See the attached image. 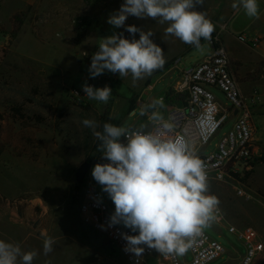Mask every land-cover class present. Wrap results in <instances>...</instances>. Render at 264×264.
I'll return each mask as SVG.
<instances>
[{
    "label": "rangeland",
    "instance_id": "1",
    "mask_svg": "<svg viewBox=\"0 0 264 264\" xmlns=\"http://www.w3.org/2000/svg\"><path fill=\"white\" fill-rule=\"evenodd\" d=\"M15 15L0 24V239L19 244L25 252L37 250L39 255L33 264H125L105 237L79 216L78 195L84 181L92 177L94 166L81 183L76 181V171L84 162L91 164L102 158L96 150L98 141L82 121L94 119L101 125L110 122L125 128H149L156 123L148 119L155 110L148 109L142 115L144 107L163 94L178 71L204 57L210 46L204 42L189 53L175 55V49L153 36V42L164 51L166 63L162 68L135 84L131 74L121 78L119 73L107 70L94 79L96 83H90L82 58L98 51L100 39L119 33V28L107 25L104 30L86 32L82 28L88 24L86 18L74 15L72 43L83 40L72 46L61 30L50 41L45 39L39 29L31 26L36 18L27 14L22 20L25 24L22 22L11 37ZM125 23L146 30L145 19L135 22L128 18ZM135 39H139V33ZM173 67L172 72L161 76ZM85 83L96 88L99 84L111 87L108 102L89 100L83 92ZM150 83L154 89L147 92ZM212 92L226 103L222 93L216 89ZM158 111L165 118V107ZM231 123L224 124L201 149L204 155L214 150ZM208 183L209 194L218 198L226 225L238 229L249 226L264 237V162L232 179ZM98 189L102 191L100 186ZM213 220L203 231L219 242L225 253L208 264H231L230 258L235 253L243 254L244 247L225 225ZM46 237L55 240L47 256L43 254ZM184 256L190 260L188 252ZM263 262L264 252L254 264Z\"/></svg>",
    "mask_w": 264,
    "mask_h": 264
},
{
    "label": "clouds",
    "instance_id": "2",
    "mask_svg": "<svg viewBox=\"0 0 264 264\" xmlns=\"http://www.w3.org/2000/svg\"><path fill=\"white\" fill-rule=\"evenodd\" d=\"M205 0H125L112 13L107 23L114 28H125L132 34L113 33L101 38L98 51L93 53L88 69L90 78L109 71L121 78L131 74L133 84L151 76L166 63L164 51L153 42L151 29L126 25L129 16L151 18L167 24L165 34L185 44L201 46V39L211 40L214 23L204 11H196ZM234 10L243 9L249 18H259L258 0H234ZM139 33V39L135 34ZM83 92L89 100L107 103L111 87L96 88L85 83ZM163 98L154 99L142 110L154 109L148 119L162 125V130H146L117 126L110 122L102 125L94 119L82 124L91 130L98 141L96 150L107 163H97L92 177L102 186L115 205L107 227L123 225L135 235L121 233L126 241L125 251L140 257L147 246L158 253L183 256L196 236L210 226L219 200L209 194L205 162L198 156L194 142L184 133L167 138L174 129L158 109L164 108ZM71 110V109H70ZM111 119V118H110ZM102 229L104 225L100 226ZM55 240L46 237L43 254L53 251ZM37 250L23 251L19 244L0 239V264H33Z\"/></svg>",
    "mask_w": 264,
    "mask_h": 264
},
{
    "label": "built area",
    "instance_id": "3",
    "mask_svg": "<svg viewBox=\"0 0 264 264\" xmlns=\"http://www.w3.org/2000/svg\"><path fill=\"white\" fill-rule=\"evenodd\" d=\"M214 25L212 39L204 40L209 44L210 51L182 71L171 89L174 94L184 95L185 104L168 107L164 120L175 126L167 133V138H172L177 133H184L194 142L198 156L205 162L208 181H223L226 178L232 179L243 171H249L258 163H263L264 152L258 148L254 140L255 128L252 123V109L260 100L259 94L254 91L249 96L241 95L237 82L230 72L228 53L221 40L224 25L215 23ZM237 40L248 44L254 50L261 44V40L247 38L244 34H239ZM261 78L264 79V70L261 72ZM153 89L152 83L146 86L147 92ZM212 89L222 93L227 107L222 106ZM161 97L164 100L165 96L162 95L159 98ZM233 113L235 115L231 128L221 136L214 150L208 155L200 153L199 150L209 144L224 124L229 122ZM130 128L138 129V127ZM146 130L160 131L162 125L156 122ZM107 162L106 159L100 158L91 163L90 167ZM98 186L102 188L93 177L84 181L78 195L79 216L86 225L105 237L108 244L122 256L125 264H208L225 253L222 245L210 238L203 230L201 235L193 239L187 251L190 254V260H186L184 255L179 257L174 254L158 253L147 246H143L145 251L140 257L126 252V241L120 234L138 233H133L122 225L107 227L115 205L107 193L103 190L99 191ZM237 192L241 193V191ZM213 221L220 226L225 225L228 232L235 235L244 247L243 254L235 253L230 258L231 264H254L258 261L264 252V237L257 230L249 226L238 229L226 225L219 207L214 212ZM101 225L105 228L102 229Z\"/></svg>",
    "mask_w": 264,
    "mask_h": 264
},
{
    "label": "crops",
    "instance_id": "4",
    "mask_svg": "<svg viewBox=\"0 0 264 264\" xmlns=\"http://www.w3.org/2000/svg\"><path fill=\"white\" fill-rule=\"evenodd\" d=\"M124 2L125 0H0V24L5 18L9 20L12 15L21 14L24 19L27 14L28 17L36 18L31 22V26L39 29L45 39L50 41L57 30H61L65 34L66 40L73 46L71 40L72 16L78 14L86 18L88 24L82 27L86 32H98L100 29L104 30L107 25L110 26L107 23L108 17L117 11ZM233 2L234 0H205L204 5H197L195 10L204 11L207 18L216 25H224L221 40L228 53L230 72L237 82L241 95L249 96L254 91L259 94L260 100L252 109V123L255 128L254 140L258 148L264 152V79L261 78V72L264 70V0H258L260 6L258 19L246 16L242 8L234 10L231 7ZM128 18L135 22L139 20L132 16ZM145 21L146 30L151 29L154 32L153 36L161 39L165 46L175 49V55L183 52L189 53L194 47L183 43L174 36L166 35L167 24H160L151 18H145ZM239 34H244L247 38L261 40L259 48L254 50L248 44L238 41ZM49 41L47 45H49ZM58 43L56 41V44ZM174 68L165 70L161 76L172 72ZM180 73L178 71L177 76L162 95L167 90L173 89ZM221 104L223 107H227L226 103L221 102ZM170 106L165 104V110L168 111ZM234 115V113L231 115L229 122L234 121Z\"/></svg>",
    "mask_w": 264,
    "mask_h": 264
},
{
    "label": "trees",
    "instance_id": "5",
    "mask_svg": "<svg viewBox=\"0 0 264 264\" xmlns=\"http://www.w3.org/2000/svg\"><path fill=\"white\" fill-rule=\"evenodd\" d=\"M14 20H15V26H14V28H13V31H12V33H11V37H14V35H15V33H17V31L20 29V27H21V25H22V20H23V16L21 15V14H16L15 16H14ZM128 25V24H127ZM130 25V24H129ZM119 33H123V36L125 37V38H128V39H130V36L132 35V34H130V33H128L126 30H125V28H120V30H119ZM83 39L82 38H79V39H77V40H73V43L74 44H79L80 43V41H82ZM203 41H204V39L202 38L201 39V44L203 43ZM195 47V46H194ZM92 55H93V53H91L90 55H87V56H84L83 58H82V62L85 64V66L87 67V72H88V75H89V71H88V69H89V67H90V64H91V57H92ZM89 77H90V75H89ZM94 79H96V78H90V83H96L95 81H94ZM97 83H99V82H97ZM99 88H101V87H103L102 85H100L99 84V86H98ZM164 103H166V104H177V105H179V104H185V102H184V95H182V94H174L173 93V91L171 90V89H169V90H167L166 92H165V94H164ZM132 127H136V126H132ZM2 202V198H0V203ZM262 264H264V262L262 263Z\"/></svg>",
    "mask_w": 264,
    "mask_h": 264
},
{
    "label": "water",
    "instance_id": "6",
    "mask_svg": "<svg viewBox=\"0 0 264 264\" xmlns=\"http://www.w3.org/2000/svg\"><path fill=\"white\" fill-rule=\"evenodd\" d=\"M90 164L88 162H84L80 168L76 171V181L77 183H81L86 172L89 170Z\"/></svg>",
    "mask_w": 264,
    "mask_h": 264
}]
</instances>
